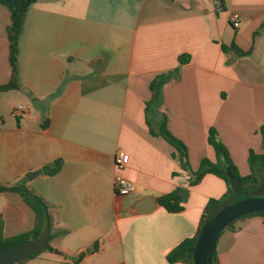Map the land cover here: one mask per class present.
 Returning a JSON list of instances; mask_svg holds the SVG:
<instances>
[{
	"label": "crops",
	"instance_id": "0c3cea01",
	"mask_svg": "<svg viewBox=\"0 0 264 264\" xmlns=\"http://www.w3.org/2000/svg\"><path fill=\"white\" fill-rule=\"evenodd\" d=\"M18 1L0 0V85L11 79L9 26ZM225 6L37 0L29 8L19 41L20 89L0 93V184H24L49 204L50 246L64 256L46 250L24 264H73L80 254L77 264H170L167 255L196 235L207 202L222 198L227 186L211 174L189 185L177 152L150 133L147 122L156 128L163 115L186 147L192 172L203 158L216 161L207 141L213 127L240 176L251 174L250 151L264 154V0H225ZM231 45L250 54L236 57ZM95 57L100 72L90 67ZM174 72L161 104L146 112L153 82ZM18 104L27 117L14 116ZM118 151L128 155L121 170L114 163ZM58 160L59 171L49 174ZM117 175L134 184L132 194L114 193ZM172 192L184 198L180 212L157 203ZM146 196L155 200L154 210L129 215L130 205ZM35 223L18 194L0 193L3 238L27 235ZM235 228L218 238L214 263L264 264V217Z\"/></svg>",
	"mask_w": 264,
	"mask_h": 264
},
{
	"label": "trees",
	"instance_id": "16d2710c",
	"mask_svg": "<svg viewBox=\"0 0 264 264\" xmlns=\"http://www.w3.org/2000/svg\"><path fill=\"white\" fill-rule=\"evenodd\" d=\"M37 0H19L17 3V7L15 13L11 19V24L9 26V37H10V44H9V62L11 67V79L8 83L4 85H0V93L8 92V91H16L20 89L19 81H18V52H19V41L20 37L23 32V25L26 14L29 8L36 2ZM217 4L218 11H225V0H214ZM264 25V24H263ZM225 50V48H223ZM229 50L233 52L236 57H247L250 54V51L244 52L237 48L235 45H231ZM180 64L186 63V59L184 56L179 58ZM177 72H174L166 77L159 78L153 82V97L150 102L146 104V112H149L152 109L157 108L161 104V93L162 88L165 83L169 80L176 78ZM150 128V133L163 138L173 149L177 152L180 160V166L182 170L189 173L191 180L189 185L195 186L200 183L203 177L207 174L214 175L220 179H222L226 186H227V193L220 198L219 200L210 199L201 215L200 223L196 232V235L188 240H184L178 246H176L168 255L167 261L170 264L174 263H182V264H193L192 256L188 253V250L194 246L196 239L199 235L201 227L207 218L208 214L221 202L229 199L232 196V189L228 184V180L225 177V173L229 172L235 179L239 180L243 184V190L249 191L253 190L258 186V179L256 177L257 170H264V154L257 155L250 151L248 156V164L251 170V174L246 177H241L238 173L236 166L233 164L230 155L228 153L227 148L223 145V143L219 140L217 131L211 127L208 130V137L207 141L208 144L214 149L216 154V161L212 162L207 158H203L200 162V166L196 172H192L188 165V154L187 149L184 144L175 138L167 128V119L166 116L163 115L162 120L153 128L151 123L147 122ZM260 133L262 135L263 143H264V127L260 129ZM61 167V161L58 160L54 162V166L49 174L54 175L56 174ZM3 192H12L18 194L22 200L28 205V207L34 212L36 216V223L33 230L27 234L22 236H16L13 238L5 239L0 235V251L7 249L11 246H14L22 241H26L29 239L36 238L40 231L42 230L46 219L49 218L50 220V234H49V241L46 248L43 251H53L52 247L50 246V242L53 239V235L51 233L52 227V218L49 212V204L37 193H35L30 188L26 187L24 184H14V185H4L0 184V193ZM244 197H240L239 200H243ZM184 202V198L182 195H179L177 192H172L170 194L163 195L157 199V203L159 206L165 208L168 212L176 213L182 210V204ZM254 216H262L264 217V213H254L247 216H244L234 222L230 229H226L229 231L235 230V225L237 222L245 220L247 218H251ZM66 232L61 231L58 233L59 236L64 235ZM96 250L94 248L93 252ZM42 252V251H41ZM40 253L35 254L28 259H33L34 257L38 256ZM84 254H80L78 259L73 262V264L79 263ZM215 259V253H214ZM28 259L22 261L18 264H24Z\"/></svg>",
	"mask_w": 264,
	"mask_h": 264
},
{
	"label": "water",
	"instance_id": "95a60500",
	"mask_svg": "<svg viewBox=\"0 0 264 264\" xmlns=\"http://www.w3.org/2000/svg\"><path fill=\"white\" fill-rule=\"evenodd\" d=\"M98 61L97 57L93 58L90 67L100 72L101 68ZM41 173H46V170L29 172L25 179L30 181ZM224 175L232 189V196L216 206L205 219L194 246L188 250V253L192 256L193 264H215L213 256L220 235L226 229H230L232 224L240 218L254 213H264V170L256 171L258 186L249 191H244L242 182L235 179L229 172ZM176 191L182 192L180 189ZM240 197H244V199L239 200ZM155 207V200L150 196H146L130 205L127 213L129 215L146 214L152 212ZM49 234L50 220L47 218L36 238L22 241L1 250L0 264H18L40 253L48 244ZM53 254L64 256L57 249H53ZM73 259L67 256V260Z\"/></svg>",
	"mask_w": 264,
	"mask_h": 264
},
{
	"label": "built area",
	"instance_id": "2783aa9c",
	"mask_svg": "<svg viewBox=\"0 0 264 264\" xmlns=\"http://www.w3.org/2000/svg\"><path fill=\"white\" fill-rule=\"evenodd\" d=\"M230 23L234 29L239 28L240 22L235 16L230 19ZM13 114L17 119H23L27 117L28 110L25 106L18 104L13 109ZM128 162V155L118 151L114 158L116 168L121 170ZM135 191L134 184L126 178L117 175L114 177V193L117 196L125 197L132 194Z\"/></svg>",
	"mask_w": 264,
	"mask_h": 264
},
{
	"label": "rangeland",
	"instance_id": "374dc122",
	"mask_svg": "<svg viewBox=\"0 0 264 264\" xmlns=\"http://www.w3.org/2000/svg\"><path fill=\"white\" fill-rule=\"evenodd\" d=\"M256 62H257V60H256ZM262 148H264V143L262 144Z\"/></svg>",
	"mask_w": 264,
	"mask_h": 264
}]
</instances>
